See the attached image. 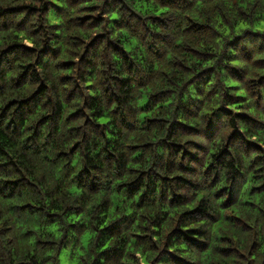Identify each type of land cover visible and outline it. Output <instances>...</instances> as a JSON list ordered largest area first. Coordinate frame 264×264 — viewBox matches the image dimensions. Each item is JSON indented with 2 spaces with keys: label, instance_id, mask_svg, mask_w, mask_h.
<instances>
[{
  "label": "clouds",
  "instance_id": "clouds-1",
  "mask_svg": "<svg viewBox=\"0 0 264 264\" xmlns=\"http://www.w3.org/2000/svg\"><path fill=\"white\" fill-rule=\"evenodd\" d=\"M0 264H264V0H0Z\"/></svg>",
  "mask_w": 264,
  "mask_h": 264
},
{
  "label": "trees",
  "instance_id": "trees-1",
  "mask_svg": "<svg viewBox=\"0 0 264 264\" xmlns=\"http://www.w3.org/2000/svg\"><path fill=\"white\" fill-rule=\"evenodd\" d=\"M11 103V102H10Z\"/></svg>",
  "mask_w": 264,
  "mask_h": 264
}]
</instances>
